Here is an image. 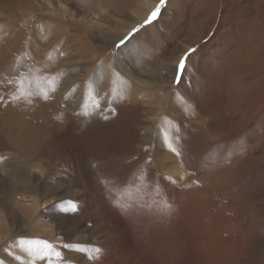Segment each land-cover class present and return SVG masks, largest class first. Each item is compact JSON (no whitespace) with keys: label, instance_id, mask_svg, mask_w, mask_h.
Listing matches in <instances>:
<instances>
[{"label":"rangeland","instance_id":"obj_1","mask_svg":"<svg viewBox=\"0 0 264 264\" xmlns=\"http://www.w3.org/2000/svg\"><path fill=\"white\" fill-rule=\"evenodd\" d=\"M125 1H133L134 5L127 9L125 16L119 17L107 8L90 9L91 6L85 0H30L28 6L39 9L40 5H45V9L41 14L27 9L22 11L14 24V32H11L17 40L13 47L11 41L7 47L6 40L0 36V98L20 106L25 99L22 95L25 67L42 64L51 67L50 77L52 74L57 76L56 89L57 93L62 94L63 102L73 104V92L70 93L73 88L86 92L91 90V80L84 79L85 63L92 61L95 53L100 51L106 57L118 58L117 69H126L136 85L144 87L143 82L152 83L163 58L167 60L180 54H176L177 45L184 47V42L170 35L151 43L142 37L144 29L158 20L167 23L175 16L178 21H182L183 18H179L176 11L179 5H183L184 17L188 11L198 14L196 3L200 1L191 0L192 4L184 7L185 0H166L159 16L150 22V15L160 0ZM7 3L8 0H0V6H6ZM217 3L215 26L210 36L202 41L206 44L205 52L197 54L202 43L191 46L175 67L183 59V73H176L171 85H165L161 91L150 96L144 94L151 101L152 115L144 117L146 107L141 105L130 109L122 119L112 118L115 108L111 97L113 99L118 94L113 85H109L101 96L103 106L107 105L106 110L111 113L106 119H89L83 125L71 118L64 103L52 112L54 116L52 113L49 115L51 119H41L45 138L43 154L36 162L40 168L31 172L34 179H39L35 181L38 188L55 190L47 196L20 192L13 199L21 207L20 213H26L29 217L27 219L21 215L22 222L26 225L39 220L42 238H50L46 241H54L62 252L63 249L72 252L75 257L73 264L91 262L88 259L90 246L96 248L93 251L99 259L98 264H103L99 247L137 246L142 239V234L137 232L141 219L143 222L155 221L158 230H163L160 235H147L146 244L153 247L182 250L197 247L201 252L211 250L215 257L213 263H221L227 256L225 246L253 245L254 251L258 253H252L251 258L244 257L241 262H250L253 258L252 264H264V258L261 259L264 257V113L261 114L258 109L249 112L246 129L242 132L245 131V135L238 140L248 148L245 150L235 140L240 138L235 135V128L232 132L227 131L232 121L240 119L239 115L227 117L225 105L214 102L216 93H203L206 89L203 84L205 76L215 78L219 75L217 65L223 60L222 57L233 50L227 45V33L237 19L235 10L230 1L218 0ZM38 15L46 22H37ZM141 15H144L143 19L128 31L129 26ZM0 18H4L1 10ZM55 20L66 25L70 22L89 28L85 39L96 52L84 55L70 47L68 39L73 31L69 28L65 29L67 36L57 38L58 29L51 24ZM16 27L20 30L18 34ZM126 30L128 33L125 38L111 46L112 38L122 35ZM136 36L133 46L121 52L120 49ZM100 39L106 41L97 45ZM62 48L67 50L63 51ZM190 64L198 67V70L195 71ZM243 68L246 73L253 72V66L249 64H244ZM103 69L102 65L95 66L92 77L98 76ZM73 70V74L70 73ZM173 70L169 69L165 73V79L170 77ZM70 78L75 83L67 90L62 81ZM187 79L193 82L187 83ZM157 88L152 87L153 90ZM193 88L198 89L197 94H193ZM101 90L95 91L100 94ZM28 94L37 96L32 91ZM126 99L123 101L125 106L129 101ZM51 101L49 98L45 103ZM110 102L112 104L108 105ZM115 120H120V123L115 125ZM85 135L89 143H94L93 147L85 141L82 144L86 147L80 148L71 143L76 137L81 141ZM148 138L150 143L147 152L144 142ZM0 156H5L10 167H25L22 159L13 152L0 149ZM202 186L211 192L201 193L206 200L199 207L192 192ZM1 191L0 184V199L4 196ZM183 200L193 205L192 212L186 218L180 204ZM141 201L147 207L150 205L148 211H141L138 206ZM130 202L133 204L129 205ZM126 207L134 213L133 219H137L135 225H129L125 219H121L122 216L118 218L116 215L118 210ZM236 214L241 216L238 222L243 224L245 220L251 229L244 240L231 235L236 224L231 225L230 218ZM64 219L72 225L68 240L63 238L60 230L51 233L50 228L57 221L66 223ZM166 224L169 230L164 228ZM123 231L124 236H120L118 233ZM50 233L51 237H47ZM41 249L46 250V246H41ZM147 257L152 256L137 255L138 260H146L147 264H193L190 261L195 259L190 252L185 256L171 257L165 262Z\"/></svg>","mask_w":264,"mask_h":264},{"label":"bare ground","instance_id":"obj_2","mask_svg":"<svg viewBox=\"0 0 264 264\" xmlns=\"http://www.w3.org/2000/svg\"><path fill=\"white\" fill-rule=\"evenodd\" d=\"M29 1L30 0H8L6 6H0V10L4 14V18H0V36L3 37L4 41L6 40L5 43L7 47L8 42L11 41V46L13 47L14 41H17L13 38L11 32H14V24L18 19L17 17L21 15L23 10L27 9L34 12L37 11L39 14H41L40 12L45 9V5H40L39 9L28 6ZM185 1L187 2L184 4V7L187 4H192L191 0ZM199 1V3H196L199 9L198 14L188 11L187 15L184 17L182 11L183 5H179L176 11L178 12L177 16L179 18H183L182 21H178L176 16H173L175 19H171L167 23H163L162 20H158L150 27L144 29L142 37H146L151 43L155 42L156 40H161V38H164V36L170 35H172L174 39L175 37H178L182 40V42H184V47L180 46L179 44L177 45L178 51L176 54L178 52H180V54L170 57L167 60L163 58L164 61L160 64L161 66L156 71V76L153 78V82H143L144 87L136 85L126 69H117L116 62L118 61V58L113 59L111 56L106 57V55L101 51L95 53L96 50L85 39V34L88 33L89 28L86 29L82 26H79V24L70 22L67 25L62 24V22L59 20H55V22L51 23L58 29V31L56 30L57 38L65 37V35L67 36L65 30L66 28H69L73 31V33L69 35V39H66L71 42L70 47H74L75 51L84 55L85 53L87 54L91 51L95 53L93 60L85 63L86 75L84 79L89 78L91 80V90L86 92L85 90L81 91L80 88L75 90L73 88L70 93L73 92L72 95L74 97L75 103L66 104L63 102L64 99L62 94L57 93V76L52 74V77H50L51 74L49 73H51V67L49 65L44 66L42 64H30L25 67L22 75V95H24L25 99L21 102V105L16 106L14 104H10L7 101L5 102L0 98V149L13 152L15 156H18V158L22 159L25 166L10 167L6 163L7 161L5 156H0V184L2 186L1 193L4 195L3 198L0 199V264L74 263L75 257L71 254L72 252H65V249H63L64 251L62 252L59 250V246L56 245L54 241H46L51 240L50 238L46 240L42 238L43 235L39 226V220L29 222L26 225L24 222H22L21 215L27 219L29 217L26 215V213H20L21 207L13 199L16 198L20 192L33 193L37 196H47L50 194V192L55 190H41V187L38 188L39 185H37L35 182L39 179H34L32 177V172L35 169L40 168L36 162L40 160V156L43 154L42 147L44 146L45 138L44 129L42 128L40 121L42 118L51 119V116L49 115L54 112L60 104L63 103L65 104L71 118L75 119L78 123H83V125H85L89 119H106L110 111L106 110V107H108L107 105L103 106L101 96L103 91L106 90L109 85L110 87L113 85L118 94V96L113 97V99L111 97V102L114 104L115 108L114 113L112 112V118L122 119L125 114L129 113L130 109H136L141 105H145L146 107V111L144 112L146 115H144V117L152 115V108L150 106L151 101L146 99L144 94L147 93L150 96L158 91H161L165 85H171L172 79L176 74L177 68L175 67L178 65L180 57H182L191 46L202 43L203 46L198 49L197 54L205 52L206 44L204 45L202 41L206 37L210 36L212 33V27L215 26L218 0ZM226 1L231 2L232 8H234L235 15L237 17V19L230 25L227 33V45L232 47L233 50H231L232 52H229V54H227L224 58L222 57L223 60L217 65V74L220 73L219 75H217L215 78L213 76V78L211 76V78L205 76L203 84L206 85V89L203 90V93L215 92L216 94H214V102H222L225 105L228 114L227 117L239 115L240 119H238L236 122L232 121L227 128V131L229 132H232L235 128V135L240 137L235 139L238 141L245 135V131L244 133L242 132L243 129H246L247 121L250 117L249 112L252 109H258V111L260 110L259 112L261 114L264 113V0ZM85 2H88V6H91L89 7L90 9L92 7L107 8L119 17L125 16L127 9L133 7L134 5L133 1L125 0H85ZM143 16L144 15H141V17H139L137 21L133 22V24L129 26L127 30L129 31L134 28L135 25L143 19ZM37 22L44 23L46 20L38 15ZM16 31L18 34V31H20L18 27H16ZM126 31L122 35L112 38L111 46L125 38L126 33H128V31ZM136 38L137 36L129 40V42L120 49L121 52L130 47L135 42ZM105 41V39H100V42H98L97 45H100L99 43H104ZM190 42H193V44H186ZM240 42L243 43L240 44ZM62 50L65 51L67 48H62ZM193 58L194 57L191 59ZM194 61L195 59H193V62ZM244 64L253 66V72L246 73L243 68ZM98 65H102V67H104V71H101L98 76L95 75L92 77L91 73L95 66ZM53 66L55 67V65ZM191 67H194L195 71L198 70V67H195L194 65H191ZM73 69L76 70L75 67H73ZM169 69L174 70L171 72L170 77L165 79V73H167ZM74 70L70 73L73 74ZM69 71L70 69H68V72ZM171 75H173V77H171ZM191 80L187 79V83L193 82ZM62 82L65 88L68 90L72 87V85H74L75 80L70 78L63 80ZM153 86L158 88L153 90ZM191 86L194 87V84L191 83ZM99 88H102V90L99 91L100 94L95 91ZM196 90L198 89L193 88V94H197ZM30 91L35 92L37 96L28 94ZM39 94L43 95L44 98ZM32 96L38 98V100H34ZM49 98L52 101L45 103V101ZM126 98L129 99L127 106H125L123 102ZM111 102L108 103V105L112 104ZM115 114L117 115L116 117ZM52 116H54L53 113ZM114 122L115 125H117L120 123V120H115ZM85 136L86 137H84L81 141L79 137H76L75 139L71 140V143L77 144L80 148V146L86 147L85 144H82L85 141L88 145L93 147L94 143H89V139L87 138L88 136ZM149 141L150 138L144 142L145 150H147V152L150 143ZM238 143L241 145L242 142L238 141ZM241 147L245 148V150L248 149L244 145H241ZM225 166H229V164H226ZM202 192L210 194L211 190L202 186L199 187V189L193 190L192 192L199 207L204 204V200H206L205 198H202ZM185 201H180V204L182 213L186 218L190 215V212H192L193 205L192 203L189 204ZM131 203L133 204V202H130L129 205H131ZM125 205H128V203ZM138 206L141 207V211H148L147 208L150 207V205L147 207V204H144L142 201L138 203ZM116 215L118 218H121L122 216L121 219H125L129 225H135V220H137L133 219L134 213L132 210L129 211L128 207H126L124 210H118ZM202 215H204V213ZM138 218H140V216ZM238 219H241V216L238 214L230 218L231 225L236 224L233 230L234 234L231 235L233 237H237L238 239L240 238L244 240L249 236V233H251V229L245 220H243V224H240ZM139 222L140 224L137 232L140 235L142 234V239L138 242V245L127 248L99 247L100 251L102 252V258H100L101 263L147 264L146 260L137 259V255L140 254L152 256L147 257L150 260L165 262L174 256H185L187 252H190V254L195 257V259L193 258L190 263L212 264L214 262L215 257L211 250L201 252L197 247H192L185 250L157 248L151 246L148 243L146 244V240H148V234L160 235L163 233V230H158L155 221L143 222L141 219ZM50 226L51 233L52 231L60 230L65 240H68L67 238L70 237V226L72 225L67 223V221L66 223L63 220L62 223L61 221H57ZM22 227H25V229H22ZM114 227L116 230L118 229L116 224ZM164 228H166V230L170 229L168 224L164 225ZM51 233L47 237H51ZM118 234L120 236H124L125 232H119ZM41 246H46V250L42 251ZM254 248L255 247L253 245H227L224 247L227 253L226 259L223 260L224 262L213 264H252L253 258L250 259V262H241V259L247 256L248 258H251V254L256 252L254 251ZM94 249L96 248L92 249L91 246L88 248V259L91 261L89 264H98V258H96L95 251H93ZM257 253L258 252H256V254ZM263 258L264 257H261V259ZM86 264H88V262Z\"/></svg>","mask_w":264,"mask_h":264},{"label":"snow or ice","instance_id":"obj_3","mask_svg":"<svg viewBox=\"0 0 264 264\" xmlns=\"http://www.w3.org/2000/svg\"><path fill=\"white\" fill-rule=\"evenodd\" d=\"M165 3H166V0H160V4H159V5L157 6V8L151 13L149 22H150L151 20L156 19V18L159 16V14H160V10H161V7H163V6L165 5ZM193 51H194V50H193ZM184 67H185V62H184V60L182 59V60L180 61L179 66H178L177 69H176V73H178V74H182L183 71H184Z\"/></svg>","mask_w":264,"mask_h":264}]
</instances>
